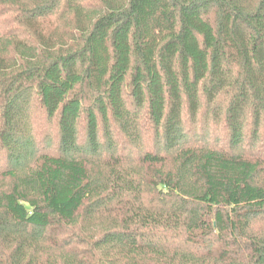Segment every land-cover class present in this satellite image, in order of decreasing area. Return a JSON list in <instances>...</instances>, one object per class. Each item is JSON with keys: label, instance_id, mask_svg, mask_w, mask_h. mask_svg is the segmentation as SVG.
Listing matches in <instances>:
<instances>
[{"label": "trees", "instance_id": "obj_1", "mask_svg": "<svg viewBox=\"0 0 264 264\" xmlns=\"http://www.w3.org/2000/svg\"><path fill=\"white\" fill-rule=\"evenodd\" d=\"M0 264H264V0H0Z\"/></svg>", "mask_w": 264, "mask_h": 264}]
</instances>
